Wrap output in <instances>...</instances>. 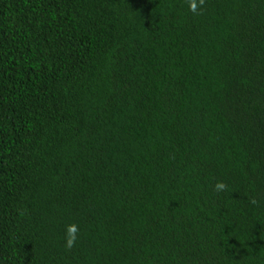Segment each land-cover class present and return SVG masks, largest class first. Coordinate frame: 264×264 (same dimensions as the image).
Wrapping results in <instances>:
<instances>
[{"label": "trees", "instance_id": "trees-1", "mask_svg": "<svg viewBox=\"0 0 264 264\" xmlns=\"http://www.w3.org/2000/svg\"><path fill=\"white\" fill-rule=\"evenodd\" d=\"M0 264H264V0H0Z\"/></svg>", "mask_w": 264, "mask_h": 264}, {"label": "clouds", "instance_id": "clouds-1", "mask_svg": "<svg viewBox=\"0 0 264 264\" xmlns=\"http://www.w3.org/2000/svg\"><path fill=\"white\" fill-rule=\"evenodd\" d=\"M196 4L195 3H192L190 4V10L195 12L196 11ZM217 189H221L223 188V185L222 184H217ZM76 229L74 227H67L66 228V247L68 248H71L73 246V243H74V239H75V236H74V233H75Z\"/></svg>", "mask_w": 264, "mask_h": 264}]
</instances>
